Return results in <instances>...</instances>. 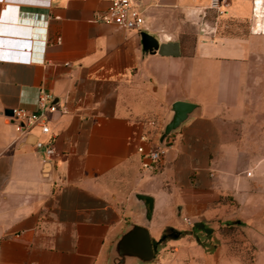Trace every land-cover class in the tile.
<instances>
[{
	"label": "crops",
	"instance_id": "0c3cea01",
	"mask_svg": "<svg viewBox=\"0 0 264 264\" xmlns=\"http://www.w3.org/2000/svg\"><path fill=\"white\" fill-rule=\"evenodd\" d=\"M137 1L143 30L179 54L144 52L141 30L95 18L109 0H0V264H105L110 240L142 222L134 192L154 198L152 264L239 259L212 237L240 217L264 232V31L251 30L254 4L264 30V0H225L220 14L208 0ZM40 90L49 132L36 123L18 143L4 110L34 109ZM177 99L200 110L171 132L164 168L146 170L137 146L157 143Z\"/></svg>",
	"mask_w": 264,
	"mask_h": 264
},
{
	"label": "water",
	"instance_id": "95a60500",
	"mask_svg": "<svg viewBox=\"0 0 264 264\" xmlns=\"http://www.w3.org/2000/svg\"><path fill=\"white\" fill-rule=\"evenodd\" d=\"M141 43L144 52L147 53L157 51L160 54L177 55L180 52L177 40H171L167 36L165 40L161 41L154 34L146 30H141ZM199 110L200 105L196 102L183 99L173 101L170 104L168 115L162 124L158 143L163 146L166 145L165 140L167 136ZM4 112L12 114L13 110L9 108L5 109ZM25 141L26 139L23 135L18 140V143ZM134 197L142 206V222H127L123 229L110 240L105 264H141L154 259L156 245L148 229L154 198L152 195L142 192H134ZM172 231H176V229L172 228Z\"/></svg>",
	"mask_w": 264,
	"mask_h": 264
},
{
	"label": "built area",
	"instance_id": "2783aa9c",
	"mask_svg": "<svg viewBox=\"0 0 264 264\" xmlns=\"http://www.w3.org/2000/svg\"><path fill=\"white\" fill-rule=\"evenodd\" d=\"M256 3V0H255ZM226 4L225 0H208V8L214 9L218 14L224 11L223 5ZM204 14H205V10ZM255 12V4L254 11ZM95 18L102 21H111L125 28H134L137 30H143L144 28V14L139 7L137 0H109L107 7L101 11H96L94 13ZM199 29L203 33L211 31L205 22H201ZM252 31H264L261 29L251 28ZM52 93L40 90L36 99V107L34 109H28L21 106L12 107L13 113L12 117L15 121V129L19 135H24L31 132V127L38 123L40 125L41 131L44 133L49 132V125L47 120V112L52 109ZM147 124H155L154 120H147ZM140 139L142 141H149L148 131H144L140 134ZM166 143V140H165ZM37 147H42L45 154L49 157L54 152V145L52 139L46 141L37 138L34 142ZM167 149L166 145H160L157 143H150L147 146L144 144H139L137 150L142 155L141 165L144 169L150 171H160L164 168L165 163L162 159L165 151ZM187 220V217H185ZM156 264L160 262L156 261ZM29 264H37L30 262Z\"/></svg>",
	"mask_w": 264,
	"mask_h": 264
},
{
	"label": "rangeland",
	"instance_id": "374dc122",
	"mask_svg": "<svg viewBox=\"0 0 264 264\" xmlns=\"http://www.w3.org/2000/svg\"><path fill=\"white\" fill-rule=\"evenodd\" d=\"M213 13V10H211L210 15L212 16ZM222 19L219 20L218 27H221L226 22L225 19ZM228 24L231 31L235 29L243 33L249 29L248 20H233L228 21ZM230 27H233V29ZM193 28L194 25L192 24L190 27L191 33H194ZM186 36L187 38H191L193 35ZM260 81L263 80L261 79ZM258 95L264 96V88L258 90ZM262 132L261 120H256L254 129V134L257 136L256 138H261ZM257 229H259V223L255 226L248 225V222L243 221L242 217H240L239 223L234 222L233 224L224 225L221 236L213 234L212 238L215 240L222 239L227 241L228 247L225 248L226 254L237 255L239 257V259L233 258L232 262L228 264H264V240L262 239V234H264V232L258 231ZM202 240H205L204 236ZM254 256L255 260L253 263L250 260H252ZM148 264L152 263L148 262Z\"/></svg>",
	"mask_w": 264,
	"mask_h": 264
},
{
	"label": "bare ground",
	"instance_id": "6f19581e",
	"mask_svg": "<svg viewBox=\"0 0 264 264\" xmlns=\"http://www.w3.org/2000/svg\"><path fill=\"white\" fill-rule=\"evenodd\" d=\"M262 16H263V6L261 4H257L255 6V14H254V28L256 30L259 29ZM4 57H8V56H4Z\"/></svg>",
	"mask_w": 264,
	"mask_h": 264
},
{
	"label": "trees",
	"instance_id": "16d2710c",
	"mask_svg": "<svg viewBox=\"0 0 264 264\" xmlns=\"http://www.w3.org/2000/svg\"><path fill=\"white\" fill-rule=\"evenodd\" d=\"M171 135V133L167 136L166 138V144L168 145L170 143V140H169V136Z\"/></svg>",
	"mask_w": 264,
	"mask_h": 264
}]
</instances>
